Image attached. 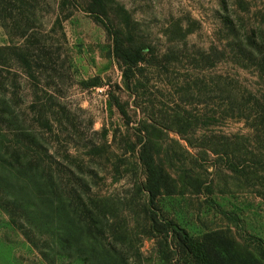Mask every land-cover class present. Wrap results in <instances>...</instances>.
<instances>
[{
    "label": "rangeland",
    "instance_id": "374dc122",
    "mask_svg": "<svg viewBox=\"0 0 264 264\" xmlns=\"http://www.w3.org/2000/svg\"><path fill=\"white\" fill-rule=\"evenodd\" d=\"M90 4L0 0V264H94L87 246L57 257L44 185L111 201L104 243L130 264H186L144 211L141 142L171 178L161 224L264 264V0H109L101 21ZM102 22L145 47L128 80Z\"/></svg>",
    "mask_w": 264,
    "mask_h": 264
},
{
    "label": "trees",
    "instance_id": "16d2710c",
    "mask_svg": "<svg viewBox=\"0 0 264 264\" xmlns=\"http://www.w3.org/2000/svg\"><path fill=\"white\" fill-rule=\"evenodd\" d=\"M90 1L89 10L96 15L97 20H100L98 15H104L108 18L109 0ZM119 10L123 12L124 19L129 21L130 17L125 10L123 8ZM104 27L112 37L114 55L123 66L124 77L128 80L130 75H133L134 69H137L138 65L145 61L143 55L145 47H124L120 34L106 25ZM90 85L100 87L102 82L95 79L90 82ZM115 105L119 108L121 114L126 116L125 110L118 101ZM141 144L139 160L146 175V181L142 188V192L146 197L144 211L150 221L158 228L157 231L164 233L166 248H170L171 244L169 242L173 241L178 252L186 260V264H263L262 260L255 258L245 250L242 251L238 244L222 233H214L212 236L207 235L199 240L190 236L188 232L174 222L161 224L157 213L153 210L159 201L158 199L162 195H168L166 192L171 189V178L164 168L157 164L153 151L148 144L143 142ZM45 187L44 185L43 189L37 191L36 217L40 214L49 215L58 218L63 226V229L59 230L55 238V242L61 249V251L56 252L57 257L70 252L73 247L81 250L87 246L92 255L91 257H94V264H130L129 258L123 249L108 247L104 243L107 232L104 229L106 227L104 221H107L109 214L114 215L112 206L108 204L111 201H103L100 204L92 202L93 204H90V202H85L84 199L80 198L79 202L76 203L78 207L73 208L74 205L71 204L70 200L61 198L56 187L50 185ZM54 197L57 200L52 199ZM32 219L35 221V217ZM36 225L47 227L48 223L42 222ZM116 237L122 239L120 234L117 233ZM31 243L34 245V242L31 241ZM85 261L87 260L85 259Z\"/></svg>",
    "mask_w": 264,
    "mask_h": 264
}]
</instances>
